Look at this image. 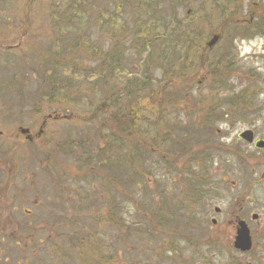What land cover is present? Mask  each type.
<instances>
[{
    "label": "rangeland",
    "instance_id": "rangeland-1",
    "mask_svg": "<svg viewBox=\"0 0 264 264\" xmlns=\"http://www.w3.org/2000/svg\"><path fill=\"white\" fill-rule=\"evenodd\" d=\"M51 1L0 0V161L9 159L10 147H17L20 139L10 138L17 127L30 126L34 134L40 118L48 115L63 117L56 122L48 121L46 137L30 145L25 143L21 149L20 152L28 153L29 167L24 165V168L34 174L47 171V152L56 153L58 144L63 151V143L77 144V139L83 136L89 147L98 126L89 117L90 108L97 103L92 96H88V103L79 104L73 99L76 95L69 94L67 99L74 102V106H63L59 101L40 105L43 102L31 100L39 79L36 73L28 74L27 67L33 62L32 54L50 39L48 10ZM155 1L173 7L177 20H185L196 29L197 38L191 41V47L198 52L214 35L219 37L215 33L217 30L221 40L194 68L185 66L187 61H179L182 58L177 53L171 61L150 64L157 68L153 75L158 84L153 87L154 95L159 93L157 91L163 94V87L167 88V95L158 99L155 103L158 107L154 105L156 109L146 116L148 123L138 121L137 135L127 137L129 143L136 142L144 153L138 154L137 148L138 152L133 147L129 149V159L138 162V157L143 156L139 160L141 166L137 164L140 176L136 178L140 184L135 183V187L132 184V188L129 185L125 188L114 186L118 189L116 195L111 188L115 212L121 220L120 229L113 233V229L105 227L94 232L100 225L94 226L96 218L93 216L105 212L106 198H98L97 202L82 207L73 206L69 201L72 232L68 237L72 240L74 231L82 232L83 227L94 226L88 230L97 239L88 235L90 243L101 245L108 239L116 248L120 245L113 264H127L128 261L135 264H264V148L248 145L238 137L241 131L252 129L256 139L264 140V122L261 123L264 120V0H150L151 3ZM138 2L132 0L134 4L128 6L126 15L117 14L124 18L122 25L129 30L133 26L135 31L134 19L147 23L140 11L133 14L130 11L139 7L152 11L154 7H148L144 0ZM172 13L170 11L168 16ZM250 19L252 24H248ZM100 45L106 50L108 41L101 40ZM10 47L14 52L12 59L17 58L16 65L4 53ZM172 60L173 72L165 78L174 79L171 84L181 88L182 92L176 91V99L173 89L169 88L173 86L160 83L162 72H167L168 62ZM207 62L210 69L205 67ZM217 62L220 65L215 69L213 65ZM184 68H189V74L201 70L195 77L186 76L182 80L180 72ZM190 81L193 83L187 84ZM15 90L22 92V99L17 97ZM96 120L99 124L100 116ZM51 132L58 135L52 136ZM4 144L9 148L3 151L1 146ZM65 151L72 154L73 149L69 147ZM66 154L60 155L66 166L65 175L76 169L72 165L73 156ZM123 158L119 160L120 166H125L121 162ZM42 160L43 165L40 164ZM58 162L61 163L56 160V165ZM82 174L77 176L81 178ZM89 186L93 187L92 184ZM31 208L38 215V208L33 205ZM86 209L89 212L85 213ZM256 214V221H251V215ZM234 215L248 222L253 249L247 254L233 249ZM213 219L217 224L211 223ZM38 224L37 230L49 228L42 221ZM173 224L178 226L172 233L181 237L167 236ZM70 228H62V234ZM105 233L109 234L107 239ZM144 233L147 236L141 238ZM60 236L61 233L59 240ZM63 243L74 255L75 242L63 237ZM144 257H151L150 262L145 263ZM22 263L30 264V257L26 256ZM62 263L75 264L66 257ZM41 264L60 263L44 254Z\"/></svg>",
    "mask_w": 264,
    "mask_h": 264
},
{
    "label": "trees",
    "instance_id": "trees-1",
    "mask_svg": "<svg viewBox=\"0 0 264 264\" xmlns=\"http://www.w3.org/2000/svg\"><path fill=\"white\" fill-rule=\"evenodd\" d=\"M118 1L52 0L48 10L51 20L48 24L50 39L32 54L33 62L27 67L28 74L36 73L39 79L38 88L31 97L33 102L36 100L44 104H53L59 101L63 106L66 104L74 106L75 103L67 99L69 94L76 95L73 99L79 104L88 103V96H92L94 101H97L96 104L100 102L99 106L93 104L90 108L91 116L89 117L98 125L95 127L90 146L87 147L88 144L82 139L83 136L77 139V144L63 143L64 155L66 154L65 148L73 149L72 154L66 155L73 156L72 165L76 167L74 173L70 172L66 175L70 204L82 207L94 201L97 202L98 198L107 199L103 206L106 207L104 213L94 211L93 218H96L94 226L100 225V228H96L94 232L101 231V228L105 227L109 230L113 229V233L116 229H120L118 225L121 220L114 206V193L116 195L118 191L115 188H125L126 185L132 188V184L134 187L135 183L140 184L136 178L140 176L137 172V164L138 167L141 166L139 160L143 156L138 157V162L135 159H129V149L132 147L138 149V146L136 142L129 143L127 137L131 134L137 135L138 130L135 126L138 124V118L141 117L142 123H148L146 116L158 107L155 105L157 100L167 95V88L164 87L162 88L163 94L157 91L159 93L154 95L153 87L158 84L155 83L153 75L157 68L150 67V64L153 61L161 62L168 59L171 61L170 59L176 58L177 53L179 58H182L179 61H187L185 66L194 68L197 64H201V60L203 61L211 51L206 45L201 52L191 47V41L197 38L196 29L185 20H177L173 7L168 8L165 3L161 4L156 1L151 3L150 0H144L149 5L148 7L151 5L154 7L152 11L147 8L142 9L143 7L130 11L131 14L140 11L141 16L147 21V23H142L134 19V31L133 26L130 30L123 26L124 18L117 15L118 13L126 15V9L132 0ZM141 2L143 0H139L138 4ZM156 4L159 5L156 7ZM167 11L168 13L173 11L172 15L168 16ZM138 27L141 29L136 31ZM217 31L215 33L219 34L220 39L221 34ZM101 40L108 41L106 50L101 48ZM4 53L11 63L17 64V58L12 59L11 56L13 51H4ZM197 53H200L199 57L194 56ZM221 57L225 58V56ZM168 63L170 68L167 72H162L160 83L170 85L174 79L165 77L173 72L171 68L174 62L172 60ZM219 65L220 62H217L213 67L216 69ZM205 67L210 69V63L207 62ZM200 70L197 69L189 74V68H184L180 72L183 75L182 80L186 76L195 77ZM192 83L193 81H190L187 84ZM169 88L173 89L176 99L178 97L176 91L181 88H175V86ZM14 92L19 99L23 98L22 92L17 90ZM39 110L40 107L37 112ZM97 116H100L99 124L96 120ZM66 145L68 146L65 147ZM57 149L58 145L55 146V150ZM138 151V154L144 153L139 149ZM121 157H124L121 162L125 163V166H120ZM120 168L123 170L121 173ZM81 173L83 174L79 178L77 175ZM90 184L93 187H90ZM111 188H114V193ZM86 212L89 210L86 209ZM176 226L178 225L173 224L168 232L169 238L181 237L175 232L172 233V229ZM89 228L83 227L82 232L74 231L71 240L72 243L75 242L74 255L67 249L52 252V258L58 260L60 264H63L62 260L65 257L72 259L75 264H113L120 251V245L116 248L114 243L108 242V233L104 234L107 240H103L101 245L90 243L88 235H92L94 239L97 238L88 230ZM137 231L138 228L135 233ZM145 235L147 236V233H144L141 238ZM67 236L66 230L62 237ZM150 258L144 257L143 259L145 263H149ZM127 264L135 263L128 261Z\"/></svg>",
    "mask_w": 264,
    "mask_h": 264
},
{
    "label": "flooded vegetation",
    "instance_id": "flooded-vegetation-1",
    "mask_svg": "<svg viewBox=\"0 0 264 264\" xmlns=\"http://www.w3.org/2000/svg\"><path fill=\"white\" fill-rule=\"evenodd\" d=\"M251 22L250 19L248 24H252ZM11 48H6V51H13ZM40 105H44V103H40ZM60 118L63 117L48 115L40 118L39 128L34 134L32 127L19 126L15 133L10 135L11 139H20L17 142V147L12 149L5 144L1 146L3 151L9 148L11 152L9 159L4 158L3 160L6 161H0V264H23L26 256L30 257V264H41L44 254L47 256L51 254L50 257L52 258V252L67 250V246H64L63 243L62 228L69 230L71 217L67 176L65 175L66 166H64V159L60 158V155H64L62 148L58 144L56 153L47 152L49 161L47 171H41L37 174L30 173L28 168H24V165L29 167V161L26 157L28 153L20 152L25 147V143L30 145L37 139L46 137L45 130L48 121L56 122ZM138 119L142 120L141 117ZM263 122L262 119L261 123ZM251 131L255 137L254 130L251 129ZM53 135L57 136L58 134L54 133ZM0 138L2 139L1 132ZM257 141L259 139L255 138V142ZM19 153L20 156L18 157ZM56 160L61 161V163L58 162L56 165ZM19 161L20 166L18 167L17 162ZM40 164L43 165V160L40 161ZM2 165H4V169ZM32 205L38 208V215L33 212ZM25 206L29 208H24ZM21 210L23 215H21ZM234 216L236 220L235 235L239 222H246L249 230L247 221L238 219L237 215ZM252 216L256 218L251 221H256L258 215H251L250 219ZM39 221H42L49 228L37 230ZM211 223L217 224L215 219ZM62 225L65 226L62 227ZM67 233L70 236L71 230ZM68 236L64 239L67 238L68 241L72 242L71 237ZM252 249L253 244L247 253L251 252ZM36 256H38V260Z\"/></svg>",
    "mask_w": 264,
    "mask_h": 264
},
{
    "label": "water",
    "instance_id": "water-1",
    "mask_svg": "<svg viewBox=\"0 0 264 264\" xmlns=\"http://www.w3.org/2000/svg\"><path fill=\"white\" fill-rule=\"evenodd\" d=\"M219 37L217 35H214L209 42L206 43V47L208 49H212L213 46L218 42ZM240 139L245 141L247 144H252L253 142V135L250 131H243L240 134ZM256 147L259 149H263L264 147V140L259 141L255 143ZM217 212V210H215ZM256 217H252L254 220ZM233 247L236 250H239L240 252H247L251 249L252 243H251V237L250 232H248V228L246 225V222H239L238 227L236 229V236L233 242Z\"/></svg>",
    "mask_w": 264,
    "mask_h": 264
}]
</instances>
